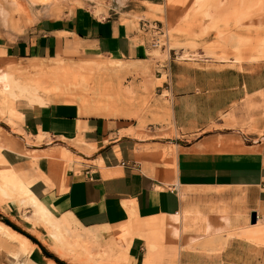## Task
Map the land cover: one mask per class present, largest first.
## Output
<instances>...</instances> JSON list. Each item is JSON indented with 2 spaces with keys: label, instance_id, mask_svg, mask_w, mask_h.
<instances>
[{
  "label": "crops",
  "instance_id": "0c3cea01",
  "mask_svg": "<svg viewBox=\"0 0 264 264\" xmlns=\"http://www.w3.org/2000/svg\"><path fill=\"white\" fill-rule=\"evenodd\" d=\"M82 2L62 3L60 16L53 14L56 7L42 12L27 2L19 18L31 22L22 30L15 29L11 15L0 21V69L27 74L35 65L77 67L104 60L141 69L156 62V71L169 79L163 87L170 93L176 134L157 136L131 119L81 112L77 103L49 102L43 95L45 104L38 105L17 98L9 107L14 113L0 104V139L11 147L1 155L17 180L56 216L101 242L124 235L122 227L142 232L148 222L184 211L194 210L209 231L203 236L195 222L182 231L181 244L205 240L217 230L241 235L246 232L233 227L264 221V144L247 143L252 135L243 131L264 122V55L217 61L169 54L155 61L148 24H137L131 15L161 0H128L125 9L101 0ZM59 166L62 174L55 178L49 168ZM0 215L41 239L38 230L44 228L25 221L13 205L2 203ZM35 245L29 259L47 264V252ZM128 253L142 264L144 241L133 237ZM0 264H9L4 251Z\"/></svg>",
  "mask_w": 264,
  "mask_h": 264
},
{
  "label": "rangeland",
  "instance_id": "374dc122",
  "mask_svg": "<svg viewBox=\"0 0 264 264\" xmlns=\"http://www.w3.org/2000/svg\"><path fill=\"white\" fill-rule=\"evenodd\" d=\"M20 1L35 3L34 8L39 9L38 11L42 8L39 0ZM74 2L83 4L82 0H61L58 5L52 3L46 9L56 7L53 14L60 16L64 8L61 7L62 3ZM101 2L107 7L125 9L122 8L124 5H118L114 0H101ZM12 10L15 24L18 26L15 27L16 30H22L31 22L24 17L19 18L20 15L26 14L25 11L15 8ZM131 16L135 18L137 24L139 20L148 24L150 33L147 36L150 45L153 46L150 53L155 61H163L169 57V54L173 57L179 56L181 59L210 57L217 61L222 58L246 61L250 60L255 52L264 55V0H204L197 8L193 6V0H161V5L149 4L148 12ZM261 42L263 46L259 48ZM153 51L156 53L152 54ZM156 65L155 62L151 66L143 65L141 69H128L124 63L110 60L100 61L94 65H79L93 66L95 69L93 74L85 75L87 79L89 78V89H91L87 90V94L89 92L87 108L92 110L100 108L106 111L113 109V113L120 115L104 114L103 116L131 119L133 122H138V127L142 130H156L157 136H175L176 131L171 124L170 93L163 87L169 79L163 71L159 73L156 71ZM158 75H161L160 78H157ZM99 82L112 83L113 93L117 94H113L111 101L105 99L107 91L102 87L103 84L101 87L97 86ZM116 96L118 100L115 99ZM120 96L127 100L129 105L125 104ZM49 100L54 101L51 96H48L46 101ZM77 103L80 104V100ZM7 122L10 124L9 120ZM1 125L7 128L6 125L2 123ZM243 131L253 136L246 139L247 143L263 142L264 144V122L259 126L250 125ZM0 161L8 166L1 151ZM30 198V195L21 192L19 186L12 190L7 189L6 194L0 189V205L2 203L13 205L22 212L25 221L34 227L44 228L38 230L42 234L41 239L38 240L11 221L15 228L13 226L10 228L16 230L15 232L21 235V239L29 241L30 246L36 243L28 236L35 238L39 242L37 245L43 247L47 254H51L65 264H136V260L128 250L131 239L135 236L140 237L139 233L144 235L141 237L145 243L144 257L148 255L146 241L150 239L151 264H264V221H260V217L259 222L252 225L251 229L248 227L241 228L242 230L233 229L246 232L244 234H218L219 230H217L205 240L192 239L190 242H197L190 245L185 242L181 244L180 238L173 236L172 233L178 225L171 220L172 216H163L156 224L147 225L142 232L134 231L132 226L122 227L121 233L124 235H119L120 237L117 235L110 241L101 242L95 237L92 238L89 232L84 233L62 216H56L38 198L39 203L44 204L53 214V218H57L59 233L44 222L35 220V208ZM9 247L13 248L12 245L7 244L0 251L10 252L12 248ZM50 259L55 264H59L55 259Z\"/></svg>",
  "mask_w": 264,
  "mask_h": 264
},
{
  "label": "bare ground",
  "instance_id": "6f19581e",
  "mask_svg": "<svg viewBox=\"0 0 264 264\" xmlns=\"http://www.w3.org/2000/svg\"><path fill=\"white\" fill-rule=\"evenodd\" d=\"M39 1L43 5L42 9L45 10L52 3H55V5H58V3L61 0H39ZM67 1H69V0H67ZM114 1L118 5H123L126 2V0H114ZM203 1L204 0H193V6L195 8H197L200 5V3H202ZM25 3L26 2H23L20 0H0V21L1 22L3 21L5 23V21L7 20V18L10 15H11V17L14 18V15H13L14 11L12 10L13 7L15 8V10H20V11L23 10L24 11V9L26 8ZM238 40H240V39H238ZM262 46H263V42L259 43L258 47L260 48ZM57 61H56V63H57ZM53 64H55V63H53ZM94 71H95V69L93 68V66H79V67H72L71 66V67H68V65L63 66L62 64H56L53 67H49V68H47V67L41 68V67H39V65L38 66L35 65L32 68H30L29 73L26 72L27 74H23L24 72L21 73L22 71L20 72L17 68H14L12 70V72H9V71L7 72L6 70L0 69V104L3 106H7L9 108L11 103L17 98L26 99L27 101H29L31 104H34V105L45 104V102L41 98L42 94H45V96L47 95V97L51 96L53 98L54 101H52V102L61 101V102L67 103V104H74V103H77L78 100H80L81 103L80 104L77 103V104H79L81 112H84L83 110L86 109L88 106L87 95L89 94V92L87 94V90H91V89H89L90 88L89 78L87 79L85 77V75L88 73L93 74ZM102 82H99L97 86L101 87V85L103 84ZM103 85H102V87H104L106 89V90L105 89L104 90L107 91V94H105V97H107V98H105V99L106 100L110 99L114 94L113 89H112V83L108 82L107 84H103ZM91 87H92V85H91ZM102 93L103 94H101V95L103 96L104 92L102 91ZM116 94H114V95H116ZM120 97L123 98L122 96H120ZM101 99L103 100V98H101ZM101 99H100V102H101ZM115 99L118 100V97L116 96ZM106 100H104V101H106ZM110 101H111V99H110ZM112 101H114V100H112ZM124 101H125V104H128L127 100L124 99ZM49 102H50V100H49ZM95 102H97V101H95ZM115 102H117V101H115ZM115 102H113V103L118 104ZM98 104H99V101H98ZM108 105H109V103H108ZM98 106L100 107V105H98ZM120 107H122V106H120ZM120 107H118V108H120ZM0 108H2V107H0ZM11 108H12V106H11ZM11 108H9V111ZM111 108H112V106H111ZM87 109H89V108H87ZM12 110L13 109H11V112H12ZM12 113H14V111ZM89 113L98 114L99 116L100 115L103 116L104 114L120 115V114L113 113V109L106 111V110H101L100 108H96L95 110L91 109ZM13 115H15V114H13ZM9 122L12 126L13 122L11 120H9ZM3 148L6 149V148H11V147L6 145L0 139V151ZM51 163L53 164L52 161H51ZM63 167L64 166H62V168ZM49 169L51 170V175L53 174L55 176V178H58L62 174V169L60 166L56 167L55 169H53V167L49 168ZM51 175H50V177H51ZM17 176L18 175L16 174V172L9 165L6 166L5 164H3L0 161V189L6 194L7 189L12 190V189L18 188V186H19L22 193H27L31 197L30 199L33 202V207L35 208L34 209V215H35L34 219L37 221H40V222H44L46 225L53 228L54 230H56L57 233H59V230H58L59 225L57 222V218L56 217L53 218V214L46 208V206L44 204L39 203V201L32 194V192L30 191V189L28 188L27 185L22 184L21 182H19L17 180ZM47 179L49 180V178H47ZM171 220L173 222H175V224L178 225V228L172 233L173 236H176L178 238H181L183 230H186L189 226L193 225L195 222H198L200 233L203 236L206 235L209 231V227H208L206 221L204 219H200L194 210L189 211V212L184 211L181 214L173 215L171 217ZM128 223H130V222H128ZM156 223H157V221L148 222L146 224V226L156 224ZM247 227L251 229L252 226L239 227V228L233 227V229H241V228L246 229ZM12 229L10 228V226H7V224L0 222V250L4 249L5 245H7V244H10L13 246V248L11 247L12 250H10V252L6 253V259H7L8 263L9 264H35L29 259V256L33 252L35 247H37V246L32 245V244L30 246L29 241L26 242V241H24V239H21V237H20L21 235L16 233L15 232L16 230L14 231ZM142 234L143 233H139L140 238L144 237V235H142ZM146 245L148 246V255L144 258L143 264H151V254H150L151 248H150V239L149 238L146 241ZM47 264H55V263L52 261H49V262H47Z\"/></svg>",
  "mask_w": 264,
  "mask_h": 264
},
{
  "label": "trees",
  "instance_id": "16d2710c",
  "mask_svg": "<svg viewBox=\"0 0 264 264\" xmlns=\"http://www.w3.org/2000/svg\"><path fill=\"white\" fill-rule=\"evenodd\" d=\"M0 220H1L2 222H4V223L8 224V225L13 226L12 223H11L9 220L3 218L1 215H0ZM28 237H29L34 243L39 244V242H38L35 238H33V237H31V236H28ZM48 256H49V258H53V259H55L59 264H65V263H63V262L57 260V259L54 258L53 256H51V254H48Z\"/></svg>",
  "mask_w": 264,
  "mask_h": 264
},
{
  "label": "water",
  "instance_id": "95a60500",
  "mask_svg": "<svg viewBox=\"0 0 264 264\" xmlns=\"http://www.w3.org/2000/svg\"><path fill=\"white\" fill-rule=\"evenodd\" d=\"M255 221H256V216H255V214L253 213V215H252V223H255Z\"/></svg>",
  "mask_w": 264,
  "mask_h": 264
},
{
  "label": "built area",
  "instance_id": "2783aa9c",
  "mask_svg": "<svg viewBox=\"0 0 264 264\" xmlns=\"http://www.w3.org/2000/svg\"><path fill=\"white\" fill-rule=\"evenodd\" d=\"M155 46V45H154Z\"/></svg>",
  "mask_w": 264,
  "mask_h": 264
}]
</instances>
